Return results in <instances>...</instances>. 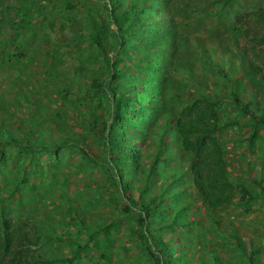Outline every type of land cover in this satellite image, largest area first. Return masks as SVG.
Segmentation results:
<instances>
[{
    "label": "trees",
    "instance_id": "obj_1",
    "mask_svg": "<svg viewBox=\"0 0 264 264\" xmlns=\"http://www.w3.org/2000/svg\"><path fill=\"white\" fill-rule=\"evenodd\" d=\"M236 2L0 0V67L14 69L19 82L24 81L28 66L42 52L35 44L37 31L43 32L44 21L54 25L56 11L68 18L82 9L86 11L83 30L75 29L77 36L67 45L82 47L85 65L94 66L91 73L79 69L85 80L75 92L72 86L56 88V71L52 67L45 68L43 82L25 81L28 117L22 118L17 128L24 136L19 137L0 121V166H7L4 146L30 157L31 166L38 169V154L56 158L65 148L79 152L89 165L105 174L111 201L119 210L117 222L93 230L87 215L92 199L81 201L82 195L77 198L61 193L50 196L54 209L65 214L64 225L86 235V243L82 244L69 239L73 235L70 230L69 236L60 234L52 218L45 225H31L29 219L21 217L12 219L6 214L7 207H23L24 198L12 200V193L3 197L6 191L0 188V264H72L86 256L83 251L89 243L102 250L98 263H105L109 260L106 247L113 246L112 229L126 220L133 222L136 243L154 264H208L188 256L181 244L183 236L179 242L176 240L181 235L176 228L204 242L193 225L206 229L209 223L214 232L218 223L213 216L218 212L233 204L247 212L255 204H264V159L259 174L251 177V169L258 166L251 161L243 170L250 180L238 181L220 139L226 127L238 125L247 130L243 141L248 151L259 148L264 157V106L257 104L256 93L248 90L255 79L264 82V0L254 13L234 10ZM251 14L258 17L263 29L249 37V29L238 20ZM209 19L220 24L232 43L227 42L225 48L214 45L209 40L214 28L205 30L209 38H201L199 30ZM250 45L259 47L251 48L255 50L253 56L248 55ZM220 48L223 52L218 61L215 55ZM46 51L47 58L55 60L56 52ZM48 85L55 88L62 103L56 111L58 140L45 143L37 128L46 122L40 118L39 110L48 109L38 99L55 101L46 89ZM244 95L251 100L246 101ZM19 100L4 97L1 109L20 107ZM101 104L107 108V119L98 110ZM66 108L79 114L78 124L94 135L104 149L102 157L90 155L80 144L81 138L63 128L67 125L63 123L68 117ZM26 124L28 128L23 131ZM25 169L27 172L15 184L28 186L27 174H41L33 172V168ZM51 176L57 177L55 173ZM31 188L37 201L41 195L38 184ZM189 197L191 200L184 201ZM202 207L206 216L194 218L193 209ZM168 232L175 235L167 239ZM222 234L224 243L232 245L242 264H261L256 246L248 249L235 230L226 229ZM65 240L76 247L70 257L50 259L39 253L40 247ZM219 259L216 255V261Z\"/></svg>",
    "mask_w": 264,
    "mask_h": 264
},
{
    "label": "rangeland",
    "instance_id": "obj_2",
    "mask_svg": "<svg viewBox=\"0 0 264 264\" xmlns=\"http://www.w3.org/2000/svg\"><path fill=\"white\" fill-rule=\"evenodd\" d=\"M234 3V10L241 9L244 12L254 13L259 6L262 5V0H236ZM249 14V13H248ZM86 11L84 9L81 12L73 13L70 18L66 17L58 11L54 12V25L50 24L48 21H44L41 25L43 32L40 29L37 31V37L35 44L40 46L42 50L37 56V60L32 62L26 72L24 73V81L19 82L17 79V72L12 68H1L0 67V121L4 122V127L13 130L19 137L24 136L23 132L17 131L20 129L22 118L28 117L27 109L24 96L27 93V82H43V75L45 68H54L56 71L55 83H57L56 88L62 89L64 87L72 86L73 92L78 91L79 87L83 85L85 77L82 76L80 68L87 71L88 73L93 72V65H85L84 60L86 58V53L83 51L82 47L78 48L76 46L67 45L73 38L77 36L76 30H83L81 25L85 18ZM66 17V18H65ZM258 17L253 16V14L244 17L243 20H238V22H243L246 29H249V37L254 33L259 32L263 29V25L258 23ZM159 21V20H158ZM39 22L37 23L39 26ZM206 25L199 30L202 39H207L209 36L205 33V30L213 29V35L210 36L209 40L214 42V45L219 46V44L225 48L227 42L232 43L229 39V35L225 33V30L220 27V24L216 23L214 20H206ZM76 29V30H75ZM244 43L245 38L242 40ZM40 42V43H39ZM231 46V44H230ZM223 48L217 49L215 55V60L221 61L219 56L223 52ZM248 55L253 56L255 53L254 49L259 48L255 45L247 46ZM25 50H28L26 48ZM46 50H51L55 53L54 58L48 59V54ZM92 48H87L89 53L92 52ZM48 62V63H46ZM45 65V67L43 66ZM15 67V66H14ZM32 78V80H29ZM26 81V83H25ZM254 81V80H253ZM26 88V89H25ZM47 91H50V96L52 100L50 101L46 98L40 97L39 102L44 103L47 106L48 111L39 110V115L42 120H46L43 124L37 128L43 134V140L45 143H50L51 141L57 142L59 132L56 130V125L58 124V118L56 116V111L60 108L59 103H62L61 96L58 95L57 91L52 85L46 86ZM250 92L256 93V102L264 106V82L260 79H255V83L249 86ZM248 91V92H249ZM16 97L20 98V107H14L12 110L1 109L2 98L4 97ZM246 101L251 100L250 96L244 95ZM98 110L103 114L104 118H108L107 108L101 104ZM230 110V108H228ZM68 117L64 119L63 123L67 124L63 128L68 129L71 136H77L80 139V144H82L85 149L90 153V155H100L104 153V149L98 145L94 139V135H89L88 130L81 128L78 124L79 114L75 111H69L68 108L65 109ZM231 114L235 116V112L232 111ZM3 126V125H2ZM28 125L23 128L26 131ZM51 131V133H50ZM246 129L235 127H226L223 132H221L220 139L225 144L227 150V157L230 163V170L236 180L241 179L250 180L251 177L259 174L262 166L264 157H262V152L259 148H255V151H248L246 143L243 141L247 138ZM50 133V134H49ZM92 136V137H91ZM262 141L259 140L258 144L261 145ZM136 145H141L136 142ZM6 147V148H5ZM12 147L4 146L7 166H0V188H3V197H7V193H12V200L24 198L23 207H13L9 206L6 209V214H10L12 219H17L19 217L23 219H29L31 225L35 222L39 225L48 224L49 219L55 220L58 226V232L62 235L69 236V230L72 232V236L69 239L82 242L85 244L87 239L85 234L79 233L78 229L65 226V214L54 209L51 205L50 196L54 194H66L71 197H80L82 201L84 198L92 199L93 205L88 207V216L91 218V226L93 230H97L101 227L106 226L109 223L117 222L119 210L117 211L115 205L111 201V189L106 181V176L102 171L93 165H89L87 159L79 152H74L70 149H63L59 151L54 157H48L43 153L37 155V160L41 163V167L38 169L35 165L31 166L30 157L19 154L18 151L11 149ZM255 153V154H254ZM264 155V154H263ZM251 161H255L258 166L255 169H251V177L245 173L244 167H247ZM243 166V168H242ZM25 168L30 170L33 168V172L36 175L28 174L26 178L28 179V186L25 183L15 184L18 182V178L23 176ZM249 168V167H248ZM135 171H133L134 174ZM51 173L57 175L56 178L51 176ZM32 184H38V194L39 199L36 201L34 198V191L32 190ZM32 190V193H30ZM53 198V197H52ZM55 200V198H54ZM185 200H191V197L185 198ZM12 204V203H10ZM183 204V203H182ZM15 205V204H12ZM199 207V205H198ZM13 210V212H11ZM193 214L194 218H200L206 216L205 208H194ZM218 224L215 225L216 231L212 232V226L208 223V227L205 229L202 225L192 226L197 228L198 232L205 238L203 242L202 239L196 240L193 234H189L182 228H176L177 232H180V236L176 237L179 242V238L182 239V246L188 251V256L194 258L197 261H205L208 264H214L219 262V264H242L240 262V256L232 248L231 244L224 243V238L222 231L229 229L235 230L241 239L247 244V248L252 250L256 246L260 251L258 259L261 264H264V204H255L250 207L249 211L244 208L233 204L228 207L225 211H220L213 216ZM66 221H70L67 220ZM204 221V220H202ZM206 223V224H207ZM51 224V223H50ZM64 226V227H62ZM133 222L123 221L112 229L111 239L113 246L107 248L109 254V260L102 264H154V260L144 252L142 246H138L137 241L134 238L132 232ZM174 231V230H173ZM165 238H171L175 234L173 232H168ZM194 241V243H191ZM65 240L62 243L51 242L49 245L39 248V253H41L45 258L46 256L50 259L63 258L66 255L71 256L72 252L76 249L73 244L66 243ZM183 244H188L184 246ZM93 245H88L89 248L83 251L86 256L76 260L72 264H100L99 256L101 249L97 247H92ZM87 253V254H86ZM183 255V254H182ZM216 255L220 257L219 261H216ZM93 256V257H92Z\"/></svg>",
    "mask_w": 264,
    "mask_h": 264
}]
</instances>
